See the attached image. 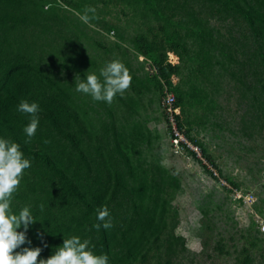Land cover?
<instances>
[{"label": "trees", "instance_id": "trees-1", "mask_svg": "<svg viewBox=\"0 0 264 264\" xmlns=\"http://www.w3.org/2000/svg\"><path fill=\"white\" fill-rule=\"evenodd\" d=\"M199 1L207 13L226 14L243 22L252 32L255 49L247 51L237 44L235 48L232 36L212 29L193 7ZM89 5L95 6L98 18L85 23L77 13ZM118 7L121 13L131 12L138 18L134 35L126 31L130 22L123 25L108 19L109 11ZM96 28L115 34L113 44L105 46L104 36ZM189 39L197 44L192 47ZM170 54L178 63L169 60ZM132 55L143 58L142 66H132ZM112 58L122 59L129 67L131 89L129 86L123 95H117L120 102L115 97L108 104L89 96L88 103H78L82 92L75 90V78H82L85 71H98ZM146 64L152 72H142ZM218 66L233 78L236 69L240 83H247L252 75L247 89L263 96L264 110V0H0V134L23 143L28 117L17 111V105L28 98L41 106L36 135L24 144L33 163L14 198L17 203H32L37 218L42 216L43 223L50 226L42 256L50 255L53 247L62 243V232H76L91 236L96 250L107 252L111 264L180 262L189 252L187 239L177 234L174 215L163 200V166L147 160L146 150L159 137L155 138L148 126L149 115L141 114L164 97L165 89L174 92L181 131L214 166L193 133L212 117L221 120L213 95L221 88L223 74L218 76L219 83L211 80ZM117 112L122 118H117ZM261 118L264 123V111ZM165 120L169 125L166 116ZM241 125L249 137L253 136L250 129L259 126L244 120ZM213 126L222 128L216 122ZM171 172L180 183L177 170ZM228 181L234 189H242L232 179ZM41 202L46 205L43 213L38 208ZM101 204L111 210L110 229L92 227ZM251 210L264 215V200ZM209 213L204 211L205 218ZM41 227L38 221L29 230L34 244L43 242L36 231ZM246 228L240 237L245 245L241 251L235 250L237 264H253L254 252L264 246V233L254 216ZM207 245L204 242V247ZM225 246L220 238L214 249L230 256ZM259 256L264 260V254Z\"/></svg>", "mask_w": 264, "mask_h": 264}, {"label": "rangeland", "instance_id": "rangeland-1", "mask_svg": "<svg viewBox=\"0 0 264 264\" xmlns=\"http://www.w3.org/2000/svg\"><path fill=\"white\" fill-rule=\"evenodd\" d=\"M193 7L205 17L212 29L219 30L225 37L232 36L231 38L235 40L233 46L235 44L237 46L244 45L247 51L255 49L252 32L243 22H237L226 14L219 17L218 14L207 13V8L202 6L200 1L193 3ZM109 12L108 19L123 25L130 22L131 27L126 28V31L131 35L135 34L134 22L138 21L137 17L133 16L131 12H127L126 15L121 13L119 7ZM95 30L100 31L98 28ZM91 34L97 39L100 38L94 32ZM102 34L104 36L102 42L105 46L113 44L115 34ZM188 41L192 42V47L197 44L193 39ZM247 44L249 46L246 49ZM87 49L92 53L95 52V49H91V47H87ZM98 50L103 55L102 50L100 48ZM100 54L97 53V55ZM130 58L133 67L140 66L143 61L142 57L137 58L132 55ZM169 60L172 63H178V58L174 54L169 55ZM143 69V73L152 72L148 64L144 65ZM234 69L235 67H230V70ZM215 70V76L211 77L212 81L218 82V76L223 74L221 88H217L218 92L214 91L213 95L217 101L220 111L217 112L221 120L210 118V123L205 127L199 126L193 136L199 141L201 148L206 149L210 154L220 179L207 172L204 168L205 164L197 161L188 151L176 154L170 137L171 131L165 120L162 106L163 97L148 106L149 109L147 108L146 112L141 114L142 116L149 115L151 119L148 126L155 138L156 135L160 137L158 142L153 143L150 150H146L147 160L159 162L164 168V174L163 172L161 174L163 200L168 202L174 215L177 234L184 236L188 243L189 252L183 254L180 262L176 264H237L236 260L239 254L235 250L241 251L244 247L245 243L240 237L247 229L246 226L249 225L250 220L254 216L259 229L264 224V215L256 213V211L251 212L253 206H258L264 200V127L259 128L260 125L264 126L261 121L264 111L261 101L263 96L256 90L253 92L247 89L253 81L252 75H249L247 83H240L237 79L240 73L236 69L234 70L236 78L228 75V72L224 73L222 67L218 66ZM254 84L255 87L259 86ZM128 89L129 87L126 90ZM164 92L173 93L176 97L172 91L165 89ZM80 95L77 102L88 103L89 95L85 93ZM116 100L120 102V98L117 96ZM102 115L106 117L105 112ZM121 115L120 112L117 118H122ZM92 118L96 120L94 112ZM93 120H91L92 124L96 125L97 123ZM242 120L259 125L255 130L250 129V132L253 133L252 137L244 135L241 131ZM215 122L222 128L213 126ZM203 157L207 164L213 166L205 156ZM171 169L177 170V176L181 179L180 183L176 180V174L172 173ZM229 179L238 183L241 190L253 194L252 203L245 204L234 200L231 192L224 185V183L229 184ZM205 210L210 212L207 215L209 219L204 216ZM206 219L210 222L207 223ZM220 238L224 240L226 249L231 252L230 256L220 255L214 249ZM204 242L208 243L207 247H204ZM257 262L264 264L259 253L254 252L253 264H257Z\"/></svg>", "mask_w": 264, "mask_h": 264}, {"label": "clouds", "instance_id": "clouds-1", "mask_svg": "<svg viewBox=\"0 0 264 264\" xmlns=\"http://www.w3.org/2000/svg\"><path fill=\"white\" fill-rule=\"evenodd\" d=\"M96 13L95 6L89 5L77 14L83 22L88 23L98 18ZM131 82L132 75L127 64L120 58H112L98 71H85L82 78H75L74 85L77 92L89 95L93 101L111 104L118 94H124ZM17 111L28 117V122L23 127V143L0 134V264H111L107 252L96 250L91 236L76 232H62V243L55 245L50 255H41L48 246L44 236L45 233H50V226L43 223L45 220L42 216L37 218L32 203H17L14 198L26 170L33 163L32 158L25 153L24 144L29 143L36 135L40 126L41 106L37 100L22 98ZM38 208L43 213L45 203L41 202ZM95 215L96 222L92 227L110 229L113 226V216L107 204L97 206ZM38 221L42 223V227L36 231L42 244H34L29 234V230Z\"/></svg>", "mask_w": 264, "mask_h": 264}, {"label": "built area", "instance_id": "built-area-1", "mask_svg": "<svg viewBox=\"0 0 264 264\" xmlns=\"http://www.w3.org/2000/svg\"><path fill=\"white\" fill-rule=\"evenodd\" d=\"M176 97L173 93L166 92L162 99V106L165 116L170 125V137L172 140V146L175 148L176 154H183L185 151H192L196 156L203 161V163L208 167L212 175L220 179L214 166L207 164L203 157L201 149L194 145L186 135L181 131L177 117L180 115V108L176 105ZM222 181V180H221ZM223 182V181H222ZM225 187L231 192L234 200H243L245 203H252L254 196L250 192H245L243 190L234 189L230 184L224 183ZM261 231L264 233V224L261 226Z\"/></svg>", "mask_w": 264, "mask_h": 264}, {"label": "crops", "instance_id": "crops-1", "mask_svg": "<svg viewBox=\"0 0 264 264\" xmlns=\"http://www.w3.org/2000/svg\"><path fill=\"white\" fill-rule=\"evenodd\" d=\"M139 65H137L136 67H138ZM136 67H134V68H136ZM134 72H132V74H133ZM172 80H173V83L174 84H176L177 83V81H178V78L177 77H173L172 78ZM149 109V108H148ZM154 130H156V129H154ZM159 137V136H158ZM160 138V137H159ZM258 253H259V255H260V253L261 254H264V246H259V249H258V251H257ZM260 258H261V260H262V257L260 256ZM260 261V260H259ZM260 263V262H259ZM258 262H257V264H259Z\"/></svg>", "mask_w": 264, "mask_h": 264}]
</instances>
